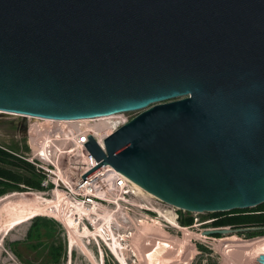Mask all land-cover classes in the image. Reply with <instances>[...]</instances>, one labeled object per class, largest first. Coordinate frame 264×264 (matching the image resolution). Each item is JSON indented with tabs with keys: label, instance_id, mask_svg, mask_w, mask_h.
<instances>
[{
	"label": "water",
	"instance_id": "water-1",
	"mask_svg": "<svg viewBox=\"0 0 264 264\" xmlns=\"http://www.w3.org/2000/svg\"><path fill=\"white\" fill-rule=\"evenodd\" d=\"M136 110L88 136L83 179L110 165L188 212L264 202V0H0V111Z\"/></svg>",
	"mask_w": 264,
	"mask_h": 264
},
{
	"label": "rangeland",
	"instance_id": "rangeland-1",
	"mask_svg": "<svg viewBox=\"0 0 264 264\" xmlns=\"http://www.w3.org/2000/svg\"><path fill=\"white\" fill-rule=\"evenodd\" d=\"M138 112L139 110L131 111L127 115L130 119ZM21 116L23 115L0 111V146L24 156L32 155V145L35 150L43 146L50 161L55 164L50 168L53 173H49L47 177L58 180L59 185L37 190L22 184L23 190H8L4 193H16L14 197L17 198L20 194L27 196L22 198L23 202L13 197L8 199L20 202V205L14 207L17 213L2 216L5 219L0 221V264H23L13 253L11 243L25 239L31 219L36 215L59 222L57 233L65 242L66 253L59 264H152L149 254L157 246H162L163 249L154 264H264V260L260 259L264 255V233L246 230L231 234L204 235L201 233L204 229L222 227L213 223L216 214L182 209L176 210L179 217L177 223L171 225L165 218V215L172 214L167 213L171 207L131 184L115 186L103 167L88 175L87 184L82 186L78 174L70 172L66 175L62 171L60 162L64 163L66 156L60 153V144L39 135L32 128L28 130L29 135L24 134L18 126ZM12 169L22 172L18 167ZM31 176L37 178L35 174ZM59 178H63L65 183L61 184ZM44 198L49 199L48 205L51 204H46L43 212L42 207L36 206V202ZM8 200L0 201V208ZM29 211L33 213L29 219L15 223L13 217L18 212L21 216ZM253 212H258L256 206L217 213L220 218ZM188 216L193 218V223L184 225L181 219ZM22 252L32 264H54L49 261L42 248H22Z\"/></svg>",
	"mask_w": 264,
	"mask_h": 264
},
{
	"label": "built area",
	"instance_id": "built-area-1",
	"mask_svg": "<svg viewBox=\"0 0 264 264\" xmlns=\"http://www.w3.org/2000/svg\"><path fill=\"white\" fill-rule=\"evenodd\" d=\"M128 112L131 111H123L122 113L118 112L98 117L76 119H51L49 121H45L42 119H38L40 120L38 121L34 120V118L27 117L26 119L27 127L28 125H31V128L34 129L39 135L49 138L50 140H54L55 142L60 144V153L66 156L64 163L60 162L62 171L66 175H69L70 172L78 174V180L79 182L82 181V186H84L85 184H87L89 176L83 179L82 174L86 173L87 169H92L98 163L85 147V143L88 140V136L92 135L97 140L101 135H108L109 132L111 133L113 130H115L120 125L124 124L129 120V117L127 115ZM27 133L29 135V132ZM31 149V156H24L21 154L17 155L30 162L32 165L34 164L33 166L35 167V170L44 175L41 179L43 189L44 187L50 185H59L58 180L49 179L47 177L49 173H53L50 168L51 165L53 166L55 164L50 161L48 153L47 159L42 158L43 155L40 154V149H46L42 146V148H40L39 150H35V147L33 145L31 146ZM46 161H48V163L44 164V162ZM105 166L102 167L105 170L108 169L106 171H108L109 177L112 179V182L115 186L124 187L127 185V180L124 175L114 170L112 167L108 168L107 165ZM59 181L61 182V184L65 183V180L63 178H59ZM158 200L161 201L160 199ZM165 205L171 207V209L168 210L167 213H172V218L177 221L179 216L176 210L178 208L166 203Z\"/></svg>",
	"mask_w": 264,
	"mask_h": 264
},
{
	"label": "trees",
	"instance_id": "trees-1",
	"mask_svg": "<svg viewBox=\"0 0 264 264\" xmlns=\"http://www.w3.org/2000/svg\"><path fill=\"white\" fill-rule=\"evenodd\" d=\"M6 149L0 146V195L2 196L8 190H23L22 184L37 190H43L41 184L43 175L37 172L30 162L19 157L17 154H12V150ZM12 167H18L22 172L18 173L14 171ZM31 174H35L37 178H33ZM256 210H258V212L225 215L220 218H218L220 215L217 212H212L213 215L216 214L213 223L216 226L229 225L233 227L264 225V202L261 204L259 203V205L256 206ZM181 222L184 225H190L193 223V218L188 216L181 219ZM58 227H60L59 222L53 218L41 215L32 217L25 239L15 240L11 243L13 253L21 259L23 264H32L30 259L23 256L22 248L32 250H39L42 248L43 251H46V255L50 262L59 264V262L65 258L66 253L64 251L65 242L57 233ZM256 231L264 233V230Z\"/></svg>",
	"mask_w": 264,
	"mask_h": 264
},
{
	"label": "bare ground",
	"instance_id": "bare-ground-1",
	"mask_svg": "<svg viewBox=\"0 0 264 264\" xmlns=\"http://www.w3.org/2000/svg\"><path fill=\"white\" fill-rule=\"evenodd\" d=\"M4 112V111H3ZM10 113H12V114H19V113H14V112H10ZM19 115H22V114H19ZM23 116H27V115H23ZM28 118H30V117H35V119H38V118H41V117H38V116H31V115H28L27 116ZM45 121H49V120H51V118H44V117H42ZM42 119V120H43ZM30 126V125H29ZM28 126V127H29ZM29 130H31V126L29 127ZM106 135H101L98 139H97V141H98V143L103 147V138L105 137ZM47 151L46 150H43V149H40V154H42L43 155V157L42 158H44V159H47ZM45 155H46V157H45ZM106 167V166H105ZM107 167L108 168H111V166L110 165H107ZM89 170H91V169H89ZM88 169H87V172L89 171ZM106 170H108V169H106ZM97 171H98V169H97ZM95 176V175H94ZM90 177H93L92 175L90 176ZM126 180H127V183L128 184H131V185H133L135 188H137V189H139V190H141V191H143V192H145V193H147V194H149L148 192H146V191H144L140 186H138L137 184H135L134 182H132L131 180H129L128 178H126ZM81 184H82V181L80 182ZM121 193V192H120ZM14 194H16V193H11V194H9V193H6V194H4V195H2V196H0V201H2L3 202V200L5 199V200H8L10 197L12 198L13 197V199H17V200H19V201H21V202H23V199L22 198H26V196H27V194H20V195H18V198L17 197H14ZM149 195H151V194H149ZM152 196V195H151ZM66 200V199H65ZM149 201V200H148ZM50 201H49V199H42L41 201H39V202H36V206H40V207H38V208H41L42 207V211L44 212V210H45V208H44V206L47 204L48 205V203H49ZM51 204V203H50ZM49 204V205H50ZM16 205H20V202H16V201H14V200H8V201H6V203H4V205L0 208V221H2V220H4L5 218H2V216H7L9 213L11 214H13V213H17V209L14 211V207L16 206ZM22 205V204H21ZM30 205V204H29ZM48 205V206H49ZM31 206V205H30ZM23 208V207H22ZM35 208V207H34ZM33 208V209H34ZM43 208H44V210H43ZM49 208V207H48ZM154 209H155V207H153ZM31 209V208H30ZM33 209H31V210H33ZM22 210V209H21ZM23 210H24V208H23ZM156 210V209H155ZM28 211V210H27ZM35 211V210H34ZM37 211V210H36ZM25 212V211H24ZM41 213V212H40ZM65 213V212H64ZM9 214V215H10ZM23 214V213H22ZM94 214V213H93ZM33 215V213H30V211H29V213H25V214H23V215H21L20 216V212H18V214L17 215H15L14 217H13V219H14V221H15V223H20V222H22V221H24V220H26V219H29V217H31ZM163 217V216H162ZM9 218V217H8ZM165 218H166V220H167V222L169 223V224H171V225H175L177 222L175 221V219H173L172 218V215H170V214H167V215H165ZM11 219V218H10ZM9 219V220H10ZM72 219V218H71ZM12 220V219H11ZM4 222V221H3ZM6 222H7V219H6ZM12 222V221H11ZM73 222V221H72ZM176 222V223H175ZM10 223V222H9ZM1 224H4V223H2L1 222ZM4 227H5V225H4ZM8 228V227H7ZM2 229V228H1ZM5 230H6V227H5ZM86 232V231H85ZM84 235V234H83ZM159 245V244H158ZM161 249H163L162 248V246H157V247H155L152 251H151V253L149 254V256H150V259H151V262H152V264H154V263H156V261H157V257L160 255L159 253H160V251H161Z\"/></svg>",
	"mask_w": 264,
	"mask_h": 264
},
{
	"label": "flooded vegetation",
	"instance_id": "flooded-vegetation-1",
	"mask_svg": "<svg viewBox=\"0 0 264 264\" xmlns=\"http://www.w3.org/2000/svg\"><path fill=\"white\" fill-rule=\"evenodd\" d=\"M18 126H19V122H18ZM19 128H20V126H19ZM6 149V148H5ZM6 150H9V149H6ZM11 152V151H10ZM12 154H17V153H15V152H11Z\"/></svg>",
	"mask_w": 264,
	"mask_h": 264
}]
</instances>
